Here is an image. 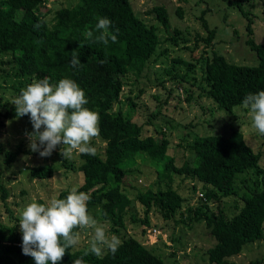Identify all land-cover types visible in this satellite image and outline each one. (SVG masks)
<instances>
[{"label": "trees", "instance_id": "obj_1", "mask_svg": "<svg viewBox=\"0 0 264 264\" xmlns=\"http://www.w3.org/2000/svg\"><path fill=\"white\" fill-rule=\"evenodd\" d=\"M134 1L76 0L69 6L48 8L45 7L47 0H0V78H3L0 87L11 81L7 67L15 71L16 84L13 87L19 95L22 90L20 86L25 89L44 78L51 85H56L63 78H70L85 92L88 102L84 107L100 117L98 137L105 142L103 152L96 149L95 156L78 154V164L61 158L65 168L83 174L77 189L90 197L88 210L100 205V213L111 224L112 231L119 236L122 244L114 255L106 252L103 258L91 253L84 255L88 248L73 247L66 250L58 264H73L81 258L84 264H167L155 253L154 247L146 246L139 238L125 232L124 217L132 199L124 192L122 185L127 182L131 171H137L131 168L141 154L150 159L158 176L167 177L168 181L165 186L157 182L156 186L143 188L136 193L135 199L143 207L144 216L139 218L133 215L132 219L144 226H151L149 213L154 209L164 220L173 219L176 223L187 225L192 221H202L215 240L204 252L208 263L226 264L229 257L242 252L244 245L264 238V167L258 166L261 151H254L244 141L242 132L233 128L228 134L197 135L187 142L192 159H182L177 163L175 154L170 152L171 144L166 132L162 130V126L170 127L174 120L164 119L170 125L162 122V126L157 127L149 118L146 124H152L153 133L147 134L144 124L131 116L136 105L133 99L128 98L130 110L127 112L120 107L114 109V105L120 101L127 78L133 76L131 82L138 81L159 43L157 25L148 24L140 17ZM226 1L238 7L245 16L248 34L245 43L255 52L258 62L256 65L235 64L214 51L209 57V51L204 50L206 54L202 55L200 61L202 75L197 85V96L210 98L218 108L229 111L233 106L243 104L247 94L264 90V41L258 42L254 38V19L250 12L242 10L245 0ZM146 13L154 14L157 22L168 28L169 13L165 5H154ZM176 13L181 17V8L177 7ZM103 17L110 19L109 31L117 35V41L113 43L109 40L106 46L90 43L86 38L90 30L94 35L99 34L95 32V25ZM199 19L207 35L196 34L195 47L202 42L205 49H210L214 43L215 29L208 26L203 15ZM175 32L179 33V30ZM169 39L176 42L172 36ZM73 51L80 55L81 64L76 67L70 63ZM175 60L186 63L188 71L195 67L192 62L180 58ZM174 76L189 85L190 77H195ZM185 90L187 99H191L189 88ZM11 109L8 102L0 101V130L6 126ZM22 117L31 122L29 115ZM160 121L163 119L160 118ZM91 146L95 147L93 140ZM2 151L5 162L10 164L20 152L28 153L30 150L25 144L17 150H5L0 142V153ZM53 172L50 164L43 163L29 169L30 175L38 179L49 178ZM248 172H255L260 177L252 179L250 185L245 180L249 177L244 176L242 182L246 190L239 195L235 179ZM173 176H179L182 182L188 181L190 194L201 184L199 204H187L185 191L172 185ZM70 190H61L56 198L65 199ZM0 191L1 200L7 206L9 191L2 183ZM227 197L238 198L242 202V205H235L236 211L232 215H228L221 204ZM9 220L12 224L0 221V264H35L31 256L22 252L18 218L10 212ZM79 229H74V232L78 233ZM146 229H141L143 236ZM259 263H264V256L250 262Z\"/></svg>", "mask_w": 264, "mask_h": 264}, {"label": "rangeland", "instance_id": "obj_2", "mask_svg": "<svg viewBox=\"0 0 264 264\" xmlns=\"http://www.w3.org/2000/svg\"><path fill=\"white\" fill-rule=\"evenodd\" d=\"M75 1L47 0L45 7L69 6ZM159 4L165 5L169 13L167 29L157 22L154 14L146 13L154 5ZM134 7L146 23L157 25L159 43L156 53L150 58L138 81L132 83L133 76L127 78V84L121 93L120 101L114 105V109L120 107L127 112L130 110L128 98L133 99L136 105L131 111V116L133 120L144 124L147 134L153 133L152 124H146L149 118L157 127L162 126L163 123L170 125L164 119L174 120L171 121L173 124L170 127L162 126V130L166 132V137L171 144L170 152L175 154L177 163H180L182 159L189 161L192 159L187 142L192 141L197 135L228 134L233 128H236L242 132L244 141L254 151H261L262 156L258 166L264 167V137L253 128L250 109L241 104L233 106L228 111L218 108L210 98L197 96V85L201 82L202 75L200 61L202 55L206 54L204 50L209 51V57L214 51L223 54L228 61L235 64L256 65L258 62L255 52L245 43L248 37L245 29L246 18L239 8L230 5L226 0H135ZM177 7L182 10L181 17L176 13ZM263 9L264 0H245L242 3V10L250 12L254 19L252 27L254 38L258 42L264 41ZM200 15L204 16L210 28L215 29L214 43L210 49H205V44L202 42L195 47L196 34L207 35V30L201 25ZM176 29L179 30V33L175 32ZM171 36L175 38L176 42L169 39ZM164 51L165 53H161ZM176 58L192 62L195 67L192 71H188V65L176 61ZM7 69L10 71L11 81L2 83L0 101L1 103L8 102V107L12 109L10 110L11 116L6 120V126L0 130V142L4 144L5 150H17L22 144H25L30 150L26 133L33 131V125L23 117L16 116L15 105L11 103L14 98L19 96L18 90L13 87L16 84L15 71L10 67ZM175 74L195 77H190L189 85L183 82L180 77H175ZM0 82H3V78H0ZM20 88L23 89L22 86ZM185 88H189L191 99H187L188 93ZM152 115L156 117L154 118ZM160 118L163 121H160ZM93 141L97 151L102 153L105 142L99 137L94 138ZM59 148L60 146H57L56 150L48 157H41L38 152H20L10 164L5 162L4 152L0 153V183L9 191V196L6 199L7 206L1 200L0 191V221L12 224V221L9 220V214L12 212L18 218V231L21 235L19 219L22 210L28 204L32 202L46 204L52 198H56L61 190L78 187L83 180L81 172L72 171V169L63 166ZM69 160L78 164V154L74 152L73 157ZM40 163L50 164L53 167L54 172L51 177L38 179L30 175V167ZM135 168L137 171H131L127 182L122 185L124 192L132 199L130 209L127 210L124 217L125 232L136 236L146 246L154 247L155 253L160 255L167 264H209L204 252L215 243V240L210 236L204 222L192 221L187 225L182 222L176 223L173 219L164 220L154 209L149 213L151 226H144L132 219L133 215L139 218L144 216L143 207L135 199L136 193L143 188L156 186L157 182L165 186L168 181L167 177L158 176L150 159L144 154L136 158L135 166L131 170H135ZM246 174L239 175L235 179L239 195L246 190L242 182L244 176L249 177L245 180L250 185H252V179L260 177L255 172ZM172 185L185 191L184 195L188 198V205L196 206L200 203L202 193L200 183L192 194L187 188L188 181L182 182L179 176H173ZM240 203L242 205L240 199L232 197L224 198L221 202L228 215H232L236 211L235 205H240ZM100 210V205H96L91 207L88 213L98 221V226L105 228L106 234L111 237L115 233L111 229V224L103 218ZM144 227L147 228V232L149 229L155 228L157 233H151V237H149V233L143 236L140 232ZM78 233L80 243L75 249L89 248L93 230L79 229ZM117 237L119 238V236ZM263 256L264 238L244 245L242 252L229 257L226 264H250L251 261Z\"/></svg>", "mask_w": 264, "mask_h": 264}, {"label": "clouds", "instance_id": "obj_3", "mask_svg": "<svg viewBox=\"0 0 264 264\" xmlns=\"http://www.w3.org/2000/svg\"><path fill=\"white\" fill-rule=\"evenodd\" d=\"M111 21L99 18L92 30L86 33L90 43L108 45L109 40L117 41V35L110 33ZM79 53L72 52L70 63L73 67L81 64ZM85 92L70 78L51 85L47 78L34 82L21 90L11 103L15 105L16 116L29 115L33 131L26 133L32 152L48 157L60 146L63 158L71 159L74 152L96 155L91 141L100 134L99 114L84 107L87 104ZM243 105L250 109L252 126L264 135V90L247 94ZM90 197L73 187L65 199L52 198L49 202L28 204L21 213L19 228L22 233V252L31 256L35 264H58L66 250L80 243L79 233L74 229L93 230L89 248L84 255L94 254L103 258L106 252L115 254L121 240L106 234L105 228L88 213ZM73 264H84L77 259Z\"/></svg>", "mask_w": 264, "mask_h": 264}, {"label": "built area", "instance_id": "obj_4", "mask_svg": "<svg viewBox=\"0 0 264 264\" xmlns=\"http://www.w3.org/2000/svg\"><path fill=\"white\" fill-rule=\"evenodd\" d=\"M147 233H149V237H151L150 234L151 233H157V230L155 228H151L148 230V232L146 231V235H147Z\"/></svg>", "mask_w": 264, "mask_h": 264}]
</instances>
